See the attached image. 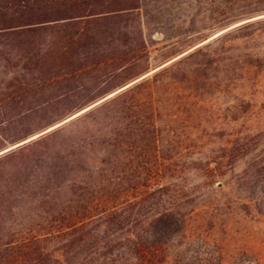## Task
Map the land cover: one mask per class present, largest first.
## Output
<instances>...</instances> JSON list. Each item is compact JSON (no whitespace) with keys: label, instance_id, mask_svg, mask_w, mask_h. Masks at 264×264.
Masks as SVG:
<instances>
[{"label":"trees","instance_id":"16d2710c","mask_svg":"<svg viewBox=\"0 0 264 264\" xmlns=\"http://www.w3.org/2000/svg\"><path fill=\"white\" fill-rule=\"evenodd\" d=\"M141 2L0 0V152L61 123L0 154V264H170L191 213L163 181L180 167L160 156L155 177L137 169L160 150L158 110L193 54L142 77ZM22 206L28 235L5 239Z\"/></svg>","mask_w":264,"mask_h":264},{"label":"rangeland","instance_id":"374dc122","mask_svg":"<svg viewBox=\"0 0 264 264\" xmlns=\"http://www.w3.org/2000/svg\"><path fill=\"white\" fill-rule=\"evenodd\" d=\"M141 6L151 48L142 77L193 54L180 65L189 80L174 84L158 110L160 150L153 145L137 169L155 177L160 156L180 167L163 181L191 213L167 245L169 263L264 264V0ZM152 183L154 190L158 182ZM22 208L1 222L5 239L16 231L28 235L31 211Z\"/></svg>","mask_w":264,"mask_h":264},{"label":"water","instance_id":"95a60500","mask_svg":"<svg viewBox=\"0 0 264 264\" xmlns=\"http://www.w3.org/2000/svg\"><path fill=\"white\" fill-rule=\"evenodd\" d=\"M136 81H137V80H136ZM131 84H132V83H131ZM131 84H129V85H131ZM129 85H128V86H129ZM126 87H127V86H126ZM126 87H123V88H121L120 90H122V89H124V88H126ZM120 90H119V91H120ZM110 96H112V95H110ZM110 96H108V97H110ZM53 128H54V127H53ZM53 128H51V129H53ZM51 129H49V130H51ZM49 130H47V131H49ZM47 131H45V132H47ZM45 132H43V133H45ZM43 133H42V134H43ZM30 140H31V139H30Z\"/></svg>","mask_w":264,"mask_h":264}]
</instances>
